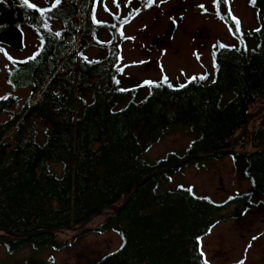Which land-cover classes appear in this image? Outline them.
<instances>
[{
  "label": "trees",
  "instance_id": "trees-1",
  "mask_svg": "<svg viewBox=\"0 0 264 264\" xmlns=\"http://www.w3.org/2000/svg\"><path fill=\"white\" fill-rule=\"evenodd\" d=\"M61 1L62 9L57 5L48 15L21 0H0V31L25 26L38 41L33 55L10 59L4 71L11 89L28 93L16 112L9 110L14 96L0 97V113L6 112L0 121V246L13 251L35 241L58 250L87 232L113 231L119 247L94 264H202V236L264 193V110L252 119L255 127L241 135L252 107L264 105L263 29L221 45L210 77L135 83L120 77L121 57L114 46L94 60L83 55L88 46L104 49L95 33L102 25L77 20V0ZM84 9L80 5L79 16ZM49 22L61 28L54 30ZM177 126L193 136L186 154L167 152L149 164L147 150ZM239 132V151L213 152L229 148ZM196 153L184 164L223 155L241 160L250 190L217 203L189 187L164 189L173 167L132 190L119 211L110 209L153 169ZM50 163L62 166L60 174ZM103 209L95 226L68 230ZM2 228L51 232L17 238ZM43 264H52L51 258Z\"/></svg>",
  "mask_w": 264,
  "mask_h": 264
},
{
  "label": "rangeland",
  "instance_id": "rangeland-1",
  "mask_svg": "<svg viewBox=\"0 0 264 264\" xmlns=\"http://www.w3.org/2000/svg\"><path fill=\"white\" fill-rule=\"evenodd\" d=\"M30 2L40 8H43L45 4L44 0H30ZM125 3L126 0H97L96 21L102 23L110 21L111 25H114L115 17L124 12ZM238 12L240 13L241 28L243 30L255 28L256 19L251 9L240 2ZM47 24L54 30L61 28V25L56 22ZM139 26H141L139 19L123 26L121 31L123 41L120 44V66L123 70L120 77L135 83L154 82L161 77H167L171 81H183L186 77L201 74L210 77L213 70L211 44L216 39L225 44L233 43V39L226 32H219L212 34L205 44V41L202 40L201 44H204V46L196 47L197 50H194L188 38L178 37L172 42L171 48L153 54L152 57L159 61L158 67L153 65L152 68L146 69L144 64L141 66L132 64L140 58L139 51L132 48L133 43L138 42L141 37V33L137 32ZM21 28L25 34V48L20 51L8 47L0 49V97L14 96L13 105L9 109L11 112L20 110L24 105L28 89L25 88L19 91L11 89L5 82L4 71L10 67V59L22 60L33 55L38 42L36 35L30 29L25 26ZM101 28L98 27L95 31L96 38L103 42L112 40V34ZM134 38L135 42L133 41ZM248 43H250L249 47L252 48L254 45L252 39L248 38ZM83 53L87 59L94 60L100 58L103 51L96 46H88ZM258 109L256 105L251 110H254V113ZM5 116L6 112L0 113V121ZM253 118L249 119L251 122L247 124L250 130L256 124L252 120ZM238 134L230 148L234 151H239L237 139L240 138V132ZM192 140L193 136L189 134L186 128L182 126L171 128L166 131L159 141L150 146L145 153V157L151 165H155L167 152H173L182 157L186 154V149ZM245 149L250 150V145H246ZM244 166L241 160H234L230 155H223L216 159L205 158L178 166L169 180L162 184V188L174 189L185 186L191 188L197 196H208L216 202H221L227 197L246 193L250 190V183L244 173ZM50 169L60 174L62 166L59 163H50ZM249 203L250 205L240 215L219 221L217 226L210 228L208 234L202 236V245L207 253H209L208 249L210 250L212 246L221 247L227 250L230 261L243 255L249 261L264 254V212H256L260 206H264V193L253 195ZM100 216L98 215L85 226H95L101 219ZM62 237L64 236L62 235L60 238ZM253 237L257 239L256 245L247 250L243 246L244 239ZM119 245L120 239L116 232L98 233L90 231L71 240L68 246L58 250L48 248L45 245H37L35 241L26 243L20 249L13 251L6 248V246H0V264H43L49 258H51L52 264H94L104 255L117 249ZM208 259L210 260L209 257Z\"/></svg>",
  "mask_w": 264,
  "mask_h": 264
},
{
  "label": "flooded vegetation",
  "instance_id": "flooded-vegetation-1",
  "mask_svg": "<svg viewBox=\"0 0 264 264\" xmlns=\"http://www.w3.org/2000/svg\"><path fill=\"white\" fill-rule=\"evenodd\" d=\"M54 2L55 0H49L48 2L44 0L45 4L43 9L46 14L54 10ZM96 2L97 0H77V11L75 13L76 19L78 20V17H80L79 19L82 20V23H99V26L102 25L100 26L102 27L101 29L112 34L114 43H111L112 40L103 42L97 39L99 42L98 45L103 44L104 49L99 46L96 47L106 51L111 46H114L121 52L120 44L123 41V38H121L123 37L121 34L123 26L131 23L135 19H139L141 26L137 27V32L141 33V37L138 42L133 43L132 48L139 51L140 58L132 64L137 66L144 64L146 69L152 68L153 65L158 67L159 61L152 57L153 54L157 51L162 52L167 48H171L172 42L178 37L188 38L194 50H197L196 47L204 46L214 33L226 32L233 39L232 44H235L237 41L236 37L240 33L260 35L262 29L264 31V0H255V4L252 3V0H220L218 5L216 0H152L151 6H149V0H126L124 12L119 13L115 17L114 25H111L110 21L108 23L96 21ZM240 2L248 9H251L253 15H255V28L250 30H243L241 28V17L238 12ZM82 4H85V9L82 15L79 16V8ZM49 9L51 10L49 11ZM59 9H62V1L57 7V10ZM234 18L239 21V30H237ZM89 34L94 36L95 33L92 31ZM202 40L205 41L203 45L201 44ZM133 41H136L135 38ZM93 42L95 43V41ZM223 44L225 43L216 39L210 46L212 53L214 54ZM122 71L120 72V76L122 75ZM229 199L230 197H227L217 203H224ZM234 207L235 203H231L229 206V208ZM261 211L264 212V206H260L256 210L258 213ZM217 224L213 227L217 226ZM244 240L245 243L243 246L247 250L254 247L257 242L255 237ZM199 249L203 253L201 255L202 264H204L205 260H207L208 264H241V262L243 264H264V254L259 255L257 259L249 261H247L244 255L236 260L230 261L227 256V250L221 247L212 246L210 250L208 249L209 253H207L202 245V239L200 240Z\"/></svg>",
  "mask_w": 264,
  "mask_h": 264
},
{
  "label": "water",
  "instance_id": "water-1",
  "mask_svg": "<svg viewBox=\"0 0 264 264\" xmlns=\"http://www.w3.org/2000/svg\"><path fill=\"white\" fill-rule=\"evenodd\" d=\"M48 1L49 0H45V2H48ZM263 11H264V6H263ZM0 46H5V47L11 48V49L16 50V51L23 50L25 48V34H24L23 29L20 26L12 25V26H9V27L1 30L0 31ZM263 110H264V105H262L257 111H255L254 113H252L251 115L248 116L247 121L243 125V130H242L241 135L246 130V127H247V124H248V120L253 118V117H255V116H257ZM233 144L234 143H232L230 145V147L227 148L226 150H215L213 152H215V153H226V152H228L230 150V148H231V146ZM197 155H199V153L184 157L183 159L178 160L177 162H173L171 164L160 166V167H157V168L153 169L149 174H147L144 178H142L141 180L136 182L132 187H130L125 192L122 204L120 206H118V207L111 206L110 209H112L113 211H119L120 208L122 207V205L126 202L127 196L129 195V193L132 190L136 189L141 183H143L147 179L151 178L156 172H158L160 170H163V169H170V168H173V167L181 166L182 164H184L188 160L195 158ZM104 210L105 209H103V210H101V211H99L97 213H94L89 219H87L86 221L81 223V225H79L77 227H68V229H70V230H79V229H81L87 223H89V221H91L93 218H95L98 215L102 214L104 212ZM1 231H4L7 234L12 235V236L17 237V238H29V237L36 236L38 234L51 232L50 229H40V230L33 231V232H30V233H15V232H11L9 230H6L4 228H2Z\"/></svg>",
  "mask_w": 264,
  "mask_h": 264
},
{
  "label": "snow or ice",
  "instance_id": "snow-or-ice-1",
  "mask_svg": "<svg viewBox=\"0 0 264 264\" xmlns=\"http://www.w3.org/2000/svg\"><path fill=\"white\" fill-rule=\"evenodd\" d=\"M21 2H22V4L26 5L29 8H36V5L32 4L30 2V0H21ZM151 2H152V0H149V6H151ZM219 2H220V0H216L217 5L219 4ZM59 3H60V0H56L55 4H53V8H55L57 5H59ZM252 3L255 4V0H252ZM117 6L119 7V5H117ZM201 7H203V6H201ZM50 10L51 9H49V11ZM42 14H43V12H42ZM234 20H235V18H234ZM235 23L237 25V30H239V21L235 20ZM204 78L205 77H201V79H204ZM193 79H195V77H193ZM164 81L167 82V77L164 78ZM117 83H118V81H117ZM146 83L151 84L152 82H146ZM122 91H123V89H122ZM201 255H203L202 252H201ZM204 264H208L207 260L204 261ZM241 264H243V262H241Z\"/></svg>",
  "mask_w": 264,
  "mask_h": 264
}]
</instances>
